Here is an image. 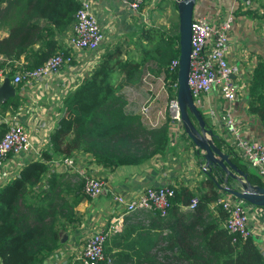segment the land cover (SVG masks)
I'll return each instance as SVG.
<instances>
[{"label":"trees","instance_id":"obj_1","mask_svg":"<svg viewBox=\"0 0 264 264\" xmlns=\"http://www.w3.org/2000/svg\"><path fill=\"white\" fill-rule=\"evenodd\" d=\"M77 6V0H0V28L7 29L0 37V68L8 65L6 74L10 79L15 71L38 66L48 56L67 51L58 44L56 33L71 23ZM139 37L147 45L143 42L139 46L136 58L121 59L118 47L100 56L90 74L64 98L65 114L49 132L37 159L27 160L0 183L1 264H42L61 244L60 229L64 230L74 220L73 205L82 198L81 178L74 172L49 170L47 162L53 157L81 151L113 167L145 161L165 152L170 137L166 123L150 128L137 115L128 114L123 96L110 81L116 72L128 83L135 82L146 71L162 73L172 94L176 66L170 69L168 64L178 54L177 22L171 21L166 27L150 26ZM14 87L17 89L18 83ZM248 90V111L264 121V71L260 63L251 73ZM19 101L17 94L0 101V111H14ZM189 116L196 125L193 116ZM5 127V122H0V137ZM211 138L221 144L215 134ZM223 144L231 155L230 161L245 173L246 181L264 187L256 174L236 160L232 148ZM200 171L205 175L201 189L165 184L174 189L166 214L159 215L152 208L153 215H149L150 222L155 221L159 231L149 230L152 223L148 227L140 222L125 223L131 213L126 214L122 227L104 241V252L109 250L107 243H115L121 250L112 258L107 255L109 262L100 264H264V255L251 235L234 237L219 224L225 217L221 208H217L214 219L209 218L208 204L219 195L212 177L217 179L223 173L217 165H211L210 169L205 166ZM219 182L224 184L222 180ZM226 184L233 183L227 178ZM192 196L197 198L196 205L185 208ZM178 208H183L179 217L174 214ZM141 239L149 240V244L133 245L140 244ZM126 240L131 241V246ZM157 241L160 247L150 253ZM124 248L136 254L134 262L125 260Z\"/></svg>","mask_w":264,"mask_h":264},{"label":"crops","instance_id":"obj_2","mask_svg":"<svg viewBox=\"0 0 264 264\" xmlns=\"http://www.w3.org/2000/svg\"><path fill=\"white\" fill-rule=\"evenodd\" d=\"M150 5L146 8H140L138 11H132L118 0H93V11L105 38L94 50L77 51L67 48V39L72 21L64 30L56 33L58 44L69 51L72 61L64 64L57 74L50 77H40L31 82H17L18 87L17 89L14 87V94H17L20 98L19 105L12 112L9 110L0 111V116L21 124L29 135L30 146L23 152L9 156L10 158L8 157L9 159L7 158L4 162L5 166L2 169L19 167L29 159H37L40 148L46 144L44 141L47 140L49 132L57 126L60 116L65 114L63 108L64 98L81 80L90 74L98 64L100 56L117 47L120 50L123 48V46L117 45L118 42L111 48L113 41L121 39L123 42H127L126 34L133 33L139 26H143V19L146 17L147 8H150ZM228 13L231 15V23L228 30L226 58L235 68V71L231 74L234 85V98L231 101L225 100L216 86H213L208 93L203 95L200 108L204 110L206 123L211 127L213 134L221 140V144H218L211 138L212 143L219 145V148L226 152L229 160H231V155L226 151L223 144L227 143L222 136L225 132L224 120L227 111L233 117L241 135L264 141V121H261L255 113L248 111L250 96L248 87L251 73L257 63L263 65L264 71V0H249L248 4L243 3L241 0H194L192 7L193 16H204L213 25L217 24ZM6 33V27H1L0 37ZM122 44L124 45V43ZM7 70L8 65L4 64L2 78ZM118 74L119 84L115 82L117 75L112 77L110 83L123 96L125 102L127 93L142 91V75H139L135 82L128 83L122 81L121 73ZM9 82L13 86L17 84L13 83L10 77ZM142 92L141 96L144 97L147 92ZM137 117L139 118L138 115ZM173 136L178 138L174 143L172 142L173 144L169 139L168 145L170 144L174 150L169 151L166 148L163 154L152 155L147 160L137 163L108 167L95 161L88 153L81 151L69 155L72 156L74 164L66 169L60 168L62 164L59 163V158L49 160L47 162L51 167V169L48 167L49 170L54 168L55 170H64L66 173L74 172L80 178L79 169L84 170L88 174L91 173L101 177L104 184L101 192L94 198L84 196L81 188L79 189L82 198L73 205L72 218L74 220L67 223L64 230L60 229L59 238L62 233H65L64 239L59 240L61 243L59 247L42 264L60 263L64 259L65 262L70 263L72 261V264H79V260L75 259L76 251L83 244L86 237L108 225L111 220L117 217L121 218L120 227L116 229L119 230L122 227V218L126 214L131 213L130 218L125 223L137 224L140 222L147 227L152 223L153 225L151 228L149 227V230L156 229V222H150L149 215H153L151 209L139 208L124 213L122 208L114 204L112 200L114 193L131 194L146 184H173L175 187L186 186L190 190L203 188L205 175L200 171L199 166L203 164V160H200L201 151L195 147L184 131ZM171 137L170 134L169 138ZM234 156L238 162L244 163L238 156ZM246 166L248 167V165ZM244 207L248 214L250 235L264 255V207L245 201ZM182 210L183 208H178L174 214L179 217L183 212ZM208 210L210 213L209 218L214 219L218 210H214L211 203L208 204ZM208 212L206 213L209 214ZM217 220L216 218L215 221ZM219 224L223 226V220ZM156 230L159 231L158 228ZM161 230L164 232L165 228ZM112 232L107 235V241L113 234ZM125 242L131 246L130 240ZM127 244H124V247L128 246ZM147 244H149V240L146 241L145 239H141L140 244L133 243L134 246H145ZM107 246H109V250L104 253L110 258L115 256V252L121 250L115 243H107ZM157 247H160L159 241L151 246L149 252L153 253L154 248ZM63 248L65 255H57L56 253ZM123 252L127 262L135 261L137 256L130 249L124 248ZM100 263H103V261L97 264Z\"/></svg>","mask_w":264,"mask_h":264},{"label":"built area","instance_id":"obj_3","mask_svg":"<svg viewBox=\"0 0 264 264\" xmlns=\"http://www.w3.org/2000/svg\"><path fill=\"white\" fill-rule=\"evenodd\" d=\"M77 1L78 6L73 13L67 48L77 51L94 50L103 41L104 33L93 11V0ZM118 1L132 11H138L144 2V0ZM241 1L245 4L249 3V0ZM230 23L231 15L229 13L214 25L204 16H191L187 83L192 102L199 109L202 106L203 95L208 93L213 86H216L225 100L231 101L234 98V85L231 74L235 71V68L226 58ZM71 59L72 56L68 50L66 52H56L48 56L38 66L15 71L12 74L11 81L13 83L31 82L40 77H50L57 74L61 67L69 63ZM176 65L177 57L169 61L168 67L173 69ZM2 75V68H0V82ZM141 83L143 91L147 94L144 97H138L136 92L127 93L126 102L124 103L126 112L137 114L139 120L150 128L165 122L168 129L176 133L178 128H182L175 93L176 79L171 83V86L175 87L172 94L166 87L162 73L154 74L146 71L142 74ZM158 102L161 103L158 104ZM0 122H5L6 125L0 137V182H2L12 174V172L9 171L8 173L7 170L2 169L5 166L4 162L9 156L25 151L30 146V138L21 124L7 120L2 116H0ZM224 130L222 136L232 148L234 154L246 165L251 166L254 169L253 173L264 182V141L241 135L228 111L225 114ZM44 142L46 143V140ZM59 163L71 167L74 160L72 156H63L59 157ZM199 166L200 169L205 167L203 164ZM79 173L81 176V192L89 198L96 197L103 187V179L94 174H88L84 170L79 169ZM219 191L218 197L211 202V207L214 210L219 207L225 213L223 227L232 233L234 237H247L250 235V229L244 201L224 190ZM173 195L174 189L169 185L146 184L131 194L114 193L112 200L115 205L122 208L124 213L139 208H153L158 210L159 215L163 216L170 206V198ZM196 202L197 198L192 196L184 207L192 209ZM120 224L121 218L117 217L100 230L90 233L76 251V258L79 259L80 264H97L105 260L109 262V257L104 253V241L110 232L120 227ZM63 255H65L64 252L59 250V256ZM72 263V261L70 263L65 262L64 259L63 262L54 264Z\"/></svg>","mask_w":264,"mask_h":264},{"label":"water","instance_id":"obj_4","mask_svg":"<svg viewBox=\"0 0 264 264\" xmlns=\"http://www.w3.org/2000/svg\"><path fill=\"white\" fill-rule=\"evenodd\" d=\"M177 15L178 54L176 65V100L180 112V121L183 131L201 151L200 159L208 169L211 165H217L222 171L213 182L220 190L242 199L253 205L264 207V187L251 184L246 181L245 173L237 168L228 158V154L214 145L211 137L214 135L211 127L206 123V114L192 102L190 90L187 83L190 52V19L194 0H173ZM14 86L9 82V76L5 74L0 82V101L14 95ZM191 114L196 125L190 120ZM227 178L233 183L226 184ZM222 180L224 184L219 181ZM65 233L59 238L62 241Z\"/></svg>","mask_w":264,"mask_h":264},{"label":"rangeland","instance_id":"obj_5","mask_svg":"<svg viewBox=\"0 0 264 264\" xmlns=\"http://www.w3.org/2000/svg\"><path fill=\"white\" fill-rule=\"evenodd\" d=\"M148 5H150L151 7L147 8V12L148 13H147L146 17L143 19V26H142L143 28L140 29L141 26H139L138 29H136L135 32L126 34V36L128 38L127 42H123V40H121V39H116V41H113V44H112L111 48H113V46L117 42H118L117 45L119 44V45L123 46V48L121 50L118 49V53H120L119 56H120L121 59L125 58V57H134V58H136L137 54H138V51H139V46L141 44H143V42H144V44L147 45V43H145L144 40L142 41V38H140V37L138 38L140 33H142V30H144L146 28H149L150 26L151 27H156V25L165 26L166 27L171 21L173 22L174 20L177 22V15H176L175 4H174L173 0H144V2L141 4L140 8H146ZM122 43H124V45ZM113 50L114 49H112V51ZM115 76H116L115 82H118V84H119V74L116 72ZM141 90L143 91L142 87H141ZM142 91L139 92L140 94L136 93V95L138 97H140L141 94H143ZM182 129L183 128H178V131L176 133L174 131H170L168 129L169 134H171V136H172L171 138H169L171 140V144H173L174 141L178 138V137H175L173 135L174 134L178 135V133L183 132ZM167 146H168L167 148L169 149V151L174 150L171 147L170 144L169 145L167 144ZM56 158H59V157L58 156L53 157L52 160H54ZM21 166L22 165H20L19 167H15L13 169H10V170L7 169V172L9 173V171H10V172H12V174H14V173H16L18 171V169ZM60 168L66 169L68 167H67V165L62 164L60 166ZM50 169H51V167H50ZM247 170L249 172H251V173H253V171H254V169L251 166H249V165L247 167ZM83 195L86 196L85 194H83ZM61 251L64 252V248L61 249ZM56 254L59 255V251ZM75 259H77V258H75ZM105 261L107 262V260H105ZM79 264H80V262H79Z\"/></svg>","mask_w":264,"mask_h":264},{"label":"flooded vegetation","instance_id":"obj_6","mask_svg":"<svg viewBox=\"0 0 264 264\" xmlns=\"http://www.w3.org/2000/svg\"><path fill=\"white\" fill-rule=\"evenodd\" d=\"M220 190V189H219Z\"/></svg>","mask_w":264,"mask_h":264}]
</instances>
